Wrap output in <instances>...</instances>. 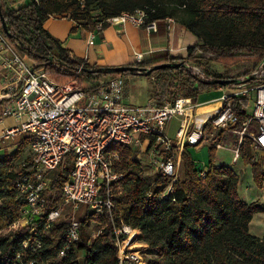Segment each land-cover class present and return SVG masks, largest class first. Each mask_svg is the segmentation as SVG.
Listing matches in <instances>:
<instances>
[{"label": "trees", "instance_id": "trees-1", "mask_svg": "<svg viewBox=\"0 0 264 264\" xmlns=\"http://www.w3.org/2000/svg\"><path fill=\"white\" fill-rule=\"evenodd\" d=\"M0 6L9 29L5 32L8 42L59 83L73 77L81 86L89 75H146L143 70L156 64L181 61L180 67H163L148 75L158 71L157 88L152 94L163 103L180 96L197 98L211 87H252L264 81V76H255L256 71L264 70V0H28L17 7L0 0ZM138 8L147 11L146 22L158 23V31L167 26L166 17L170 16L194 32L200 42L188 48L187 56L159 51L151 60L133 62L137 71L114 72L111 67L91 64L73 49L62 46L61 40L44 27L51 15L60 14L76 22L71 30L81 26L92 31L98 21L104 28L110 23L109 17ZM223 57L228 58L223 63L228 66L247 57L252 64L235 73L219 72L212 67V61ZM188 62L201 65L207 79L193 73ZM252 75L254 78H250ZM218 78L238 81L223 85L209 82ZM228 97L242 122L249 116L250 100L241 95ZM221 133L209 145L206 174H200L201 168L186 146L182 153L183 175L176 179L160 173L154 177L145 175L138 148L112 143L109 152L118 154L113 157V164L122 173L112 184V212L105 209L97 215L82 205L83 214L78 218L80 238L71 243L64 255L60 253L71 219L61 217L47 227L46 218L52 209L61 206V187L69 178L75 155L67 154L48 174L50 194L44 212L23 226L12 227L28 204L18 183L32 166V154L20 167L16 161L32 138L22 134L17 139V149L0 156V264H120L114 224L122 222L140 230L139 240L148 244L146 251L153 254L147 264H264V236L250 231L254 214L263 212L264 204L242 199L239 173L232 166L215 162ZM251 144L252 140L245 136L239 154L251 164L254 180L263 187L264 166L251 159ZM169 155L173 152L166 153ZM170 184L169 195L160 196ZM94 220L99 224L97 232L91 227ZM33 227L35 231H31Z\"/></svg>", "mask_w": 264, "mask_h": 264}, {"label": "built area", "instance_id": "built-area-1", "mask_svg": "<svg viewBox=\"0 0 264 264\" xmlns=\"http://www.w3.org/2000/svg\"><path fill=\"white\" fill-rule=\"evenodd\" d=\"M147 15L145 9L138 8L109 17L108 21H131L139 26L145 25L149 32L158 31L155 20L146 22ZM166 21L170 28L175 19L168 16ZM101 27L102 21H98L95 29L89 31L88 45L94 43L95 30ZM136 58L142 60L143 54L137 52ZM186 64L193 73L207 79L199 65ZM0 65L5 69L0 100H6L5 104H0V117L14 116L20 121L17 125L5 128L2 138L15 139L21 134L32 138V166L18 183L27 196L28 204L22 209L21 217L25 218L26 224L34 215L44 212L47 202L45 193L50 185L48 174L71 152L75 155V161L69 178L61 187L63 206L47 214V227L63 216L64 206L76 211L86 204L89 211L97 215L104 213L105 209L112 212V184L122 177L113 164V157H118V154L109 152V146L114 142L139 149L145 146L158 156L156 171L173 179L178 177L185 147L201 144L208 127L216 132L237 133V152L245 136L252 140L256 149L264 151V81L252 87L238 88L233 94L225 93L222 105L206 116L198 113L199 104L196 98L190 96L166 99L163 103L153 97L146 104L132 105L125 98V76L100 79L92 88L81 87L77 81L59 83L49 76L45 68L37 67L36 62L28 56L20 55L8 42L1 26ZM255 76H264V70L256 71ZM229 95H241L253 100L252 112L242 122L232 109ZM81 101H85V105H80ZM173 118L180 119V127L174 138L166 130L167 123ZM169 151L173 155L166 156ZM200 174L204 176L206 169L201 168ZM171 189L172 184L160 196H168ZM21 218L12 227H19ZM79 224L77 218L70 220L61 255L65 254L71 243L79 240ZM31 231H35V227ZM139 234L138 228L125 222L122 225L114 224L120 264H147L139 255L140 251L132 248L134 241L139 240ZM24 245H27V241Z\"/></svg>", "mask_w": 264, "mask_h": 264}, {"label": "crops", "instance_id": "crops-1", "mask_svg": "<svg viewBox=\"0 0 264 264\" xmlns=\"http://www.w3.org/2000/svg\"><path fill=\"white\" fill-rule=\"evenodd\" d=\"M74 25H76V22L74 20L70 19L67 16H61L57 14L51 15L44 22V27L47 28L52 33V35H54L55 37L61 40L62 46L73 49L79 56L88 59V61L91 64H98L101 66L113 67L118 65H131L133 62L138 61L136 58L137 52H141L143 54V59L145 60H151L154 56V53L159 51H168L171 55H176V56H187L188 48L200 42L199 37L194 32L186 28L183 24H181L178 21H175L170 28L168 27V22H167L166 27L161 28L159 31H151V32H149L145 27L136 25L131 21H127L125 23L110 22L109 25H107L104 28L103 27H101L100 29L97 28L95 30L94 43L88 45L87 39L90 32L81 26H78L75 30H71V28ZM246 63H247L246 66L249 67L252 63V59L245 58L242 61L238 62L237 64L228 67L232 69L238 66L239 64H246ZM4 72L5 69L0 65V91L2 90L3 85L5 83L4 81L5 79L3 75ZM109 78L110 76L108 77V76L100 75L95 78L96 81L84 80V83L83 85H81V87L92 88L98 83V80L100 79L107 80ZM126 88L127 85L125 86V98H126ZM154 89L155 86H153L152 89L149 88L148 101H150V99L154 97L152 94V91ZM236 91H238V88L234 87L233 90H231L230 88H228V86L211 87L202 91L198 95L203 97V102L199 103L198 105V112H199V108L203 107L206 109L201 112V116L208 115L210 111H213L222 105L223 103L222 96L225 93L233 94ZM5 102L6 100H0L1 105L5 104ZM134 105H142V104H134ZM251 112L252 111H248L249 114ZM174 121H176L177 125L174 134H171L170 127ZM19 123H20L19 119H17L14 116L5 115L0 117V156L4 155L6 152L11 153L17 149V142H18L17 139L22 134L18 135L13 140L7 141L2 138V133L5 128L17 125ZM179 127H180L179 118H173L172 120H170L167 123V127H166L168 135L174 138L176 136V131ZM255 127L256 125L254 124L253 128L255 129ZM210 130L212 134L216 132L211 128ZM221 132H222L221 133L222 142L219 143L220 146L218 147L228 145L230 148L234 150L235 141L237 142L238 140L234 138L232 135L235 132L232 131H221ZM219 133L220 131H218L217 133V138L219 136ZM211 138L213 141L217 139V138L214 139V137ZM12 141H14V143H12ZM213 141H211V143ZM146 142L147 141H145L144 144H146ZM189 150L192 154L193 159L196 162L197 167L207 169L209 165V147L207 148L205 145L202 149H200V153L203 154V157L200 158V161L194 156V147L189 148ZM259 151L264 153L263 150H259ZM139 158L141 159L140 156ZM258 161H260L264 166V161L262 160H258ZM252 220L250 222V231H251Z\"/></svg>", "mask_w": 264, "mask_h": 264}, {"label": "rangeland", "instance_id": "rangeland-1", "mask_svg": "<svg viewBox=\"0 0 264 264\" xmlns=\"http://www.w3.org/2000/svg\"><path fill=\"white\" fill-rule=\"evenodd\" d=\"M5 1H6V4L8 6H14V7L20 6L21 4L25 3L24 0H5ZM58 15H60V14H58ZM0 26L2 27V24ZM243 53H246V52L243 51ZM211 56L213 57L214 55H211ZM247 58H249V57H247ZM218 59L219 60L212 61V67H214V69H216L219 72L228 71L230 73H235L237 71L246 69L248 67V66H246L247 65V63H246V64H239L238 66L231 69L230 67H228V65L223 64L228 58L223 57V58H218ZM190 63L193 64V62H190ZM199 66L204 70V68L201 65H199ZM228 69H230V71ZM204 72H205V70H204ZM157 74H158V71H155L153 73V75H151V76L128 74L126 76V80H127L126 81V85H127L126 100H127V102L132 104V105L143 104V103L148 102V99H149L148 90H149V88L152 89L153 86H155V88H157V85L155 82ZM205 75H206V73H205ZM97 76H100V75H89V76H85L84 79H85V81H91V80H95V78ZM68 78L69 79L66 80L68 82H72V81L73 82H75V81L79 82L78 79H75L73 77H68ZM66 81L62 82V83H66ZM228 88L233 90L234 87L229 85ZM196 100H197L198 104L202 103L203 97L198 96L196 98ZM79 104L85 105V101H81ZM205 109L206 108L200 107L198 113L201 115V112L204 111ZM252 109H253V100H250L249 104L247 106V110L252 111ZM176 125H177V123H176V121H174L170 127V133L171 134H174ZM208 128H209L208 129L209 131H208L205 139L203 140V142L201 144L196 145V146H189V148L194 147V156H195V158L199 159V161H200V158L203 157V154L200 153V149H202L205 145L207 148L209 147V144L211 143V141H213L211 137H214V139L217 138L218 132H214L212 134L210 127H208ZM232 135L234 138L238 139L237 142L235 141L234 150L232 148H230L228 145L218 147L215 151V162L217 164L231 165L239 173V175H240L239 195L242 199H244L248 202L256 201V202L264 204V184H263V187L259 186L256 183V181L254 180L251 164L246 163L242 159L241 154H239V152H237V150H236L238 148L239 136L237 133H233ZM8 140H13V139H8ZM12 143H14V141H12ZM251 147H252L251 159L264 161V153L257 150L253 146V144H251ZM136 152H137V155L141 157V160L143 162L144 174L147 176H152V177L156 176L158 172L156 171L155 166L157 164L158 156L155 154H152L149 150H147L145 148V146H143L141 149L138 148ZM237 153H238V155H237L236 159L234 160ZM29 154H32L31 148H30V146H27L24 153H22L16 161V163H18L19 167L22 165V161L24 159H26ZM209 159H210V155H209ZM179 175L180 176L183 175L182 161H181V165H180V168L178 171V176ZM49 194H50V191L47 190L45 193L46 198L49 196ZM60 204H61V206H63L62 201ZM83 210H84L83 207L74 211L73 208L68 207V206H64L62 218L72 219L74 217V218L78 219L80 216H82ZM25 224H26L25 218H21L18 226H23ZM91 227L95 230V232H97L98 231L97 228L99 227L98 222L96 220L92 221ZM251 231L255 234L261 235V237L263 238V236H264V212L255 213L253 220H252ZM146 247H147L146 244L144 242L138 240V239L136 241H134V243L132 244V248L138 249L140 251L139 255L141 256V258H143L144 260L147 261V258L152 256L153 254L147 253Z\"/></svg>", "mask_w": 264, "mask_h": 264}, {"label": "water", "instance_id": "water-1", "mask_svg": "<svg viewBox=\"0 0 264 264\" xmlns=\"http://www.w3.org/2000/svg\"><path fill=\"white\" fill-rule=\"evenodd\" d=\"M0 20H1L3 30L6 33H8L9 32L8 25L5 21L3 14H2L1 6H0ZM181 65H183V62H181V61H179V62H165V63L156 64L155 66L147 68L143 71H145L146 75H149L153 70H157V69H160L163 67H180ZM111 68L114 72H121V71H126V70L137 71L136 70L137 66L132 65V64L131 65H118V66H113ZM99 70H101V69L99 68ZM250 78H254V75H252ZM213 81L218 82V83L223 85V84L235 83L238 81V79H236V78H218L215 80H209V82H213Z\"/></svg>", "mask_w": 264, "mask_h": 264}]
</instances>
